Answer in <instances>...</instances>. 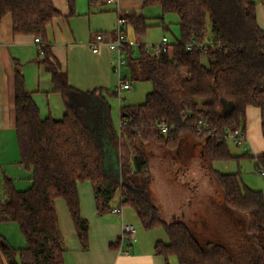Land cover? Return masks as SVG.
I'll use <instances>...</instances> for the list:
<instances>
[{"label":"trees","instance_id":"16d2710c","mask_svg":"<svg viewBox=\"0 0 264 264\" xmlns=\"http://www.w3.org/2000/svg\"><path fill=\"white\" fill-rule=\"evenodd\" d=\"M67 1L73 11L75 0ZM144 4L159 6L163 15L176 14L180 39L166 52L139 46L136 80L151 82L153 89L141 105L121 104L117 125L110 99L119 93L71 87L52 55L48 29L59 16L52 1L0 0V23L11 15L14 34L40 39L43 63L66 109L61 121L42 120L16 68L15 129L20 164L32 170V186L18 191L10 179L5 182L0 223H17L27 245L14 249L0 238V264H5L3 258L7 264H65L57 199L66 201L87 250L89 224L81 215L78 190L83 183L92 185L99 213L110 211L118 195L120 207L133 208L145 229L163 227L169 242H158L156 249L167 263L175 258L177 264H264V192L247 186L241 172L212 169L214 162L249 156H234L226 139L227 133L238 130L245 136L248 107L261 110L264 131V31L257 23L256 4L251 0H144ZM123 19L138 36L149 28L148 19L135 12ZM225 101L233 105L229 113L221 111ZM200 119L205 122L202 133L196 130ZM159 125H166L169 132L164 134ZM159 153L168 165L198 162L209 170L218 200L195 208L190 219H162L153 201L150 172ZM255 168L264 170V157L257 159Z\"/></svg>","mask_w":264,"mask_h":264},{"label":"crops","instance_id":"0c3cea01","mask_svg":"<svg viewBox=\"0 0 264 264\" xmlns=\"http://www.w3.org/2000/svg\"><path fill=\"white\" fill-rule=\"evenodd\" d=\"M51 1L59 16L53 19L48 29L47 42L52 55L67 76L69 85L79 91L105 89L115 92L121 82L130 85V89L122 90L121 93L131 90L130 82L122 77L124 65L120 74L114 70L115 56L108 45H101L98 52H94L91 48L98 34L104 35L106 41L114 39L118 23L126 13L135 12L146 17L149 25L147 32L138 36L133 25L123 19L122 29L128 49L125 54L127 58L129 57L125 66H131L133 75H137L136 60L139 56L132 58L131 54H134L135 48H139L140 45L149 49L156 47L152 38L157 29L163 30V38L168 39L169 45L174 42L167 37L170 28L175 32L177 38L175 43L180 39L178 21L175 25L167 26L165 19L167 15L162 14L158 17L157 6L146 7L144 0H95L94 2L75 0L73 11L67 0ZM251 1L256 4L257 23L264 31V0ZM157 18L160 20H155ZM41 47L42 43L37 45L33 36L14 34L11 15L2 19L0 23V195L3 199L7 197L5 187L7 179L12 181L18 191L28 190L32 186V170L20 164L15 129L16 68L22 74L26 90L39 109L42 120L61 121L66 114L63 97L55 90L52 73L43 63ZM111 101L112 99L110 103L114 115V101ZM232 106V103L225 101L221 111L229 113ZM114 120L119 125V116ZM186 140L188 141V137ZM238 147H243L244 154L249 155L239 161L252 162L253 171L257 176L260 175V170L255 168L257 159L264 157V131L262 112L259 108L253 106L247 108L245 142ZM244 154L234 156L241 157ZM160 155L161 153L157 154L153 159L150 172L153 177V201L160 209L162 219L172 221L178 218L190 219L195 208H203L204 202H207L206 207H210L211 201L218 200L217 189L214 180L209 176V170L200 166L192 168V164L184 166L182 161L176 166L173 163L168 165L167 162L162 161ZM189 176L205 177L206 189L202 187L203 179L197 181V178H194L197 185L192 182L193 179H189ZM256 178L251 176L242 179L251 189L264 192V184L258 183ZM159 182L164 187L162 194L156 187ZM78 190L81 215L89 224V248L84 250L81 245L66 201L57 199L55 207L63 236L65 264H174L171 259L167 263L156 249L158 242L165 244L169 242L163 227L145 229L135 210L129 206L120 207V202L113 201L110 211L99 213L92 185L79 184ZM114 209H120L121 212L114 213ZM187 209H190L191 213L189 211L187 213ZM126 225L133 226L136 230L135 236L129 240L124 239L123 228ZM159 228H163L164 232L159 231ZM0 238L14 249H23L27 245L19 225L15 222L0 223ZM3 261L7 264L4 258Z\"/></svg>","mask_w":264,"mask_h":264},{"label":"rangeland","instance_id":"374dc122","mask_svg":"<svg viewBox=\"0 0 264 264\" xmlns=\"http://www.w3.org/2000/svg\"><path fill=\"white\" fill-rule=\"evenodd\" d=\"M156 9H158L159 13H158V17L159 16H162V11H161V8L159 6L156 7ZM156 18V17H155ZM166 19V25L167 26H171V25H175L177 24V15L176 14H167V16L165 17ZM176 20V21H172V20ZM155 20H160V18H157ZM174 31H172V29L170 28V30L167 32V37H169L170 41H174L173 43H175L177 41V38H175V35H174ZM163 30L162 29H157L154 34H153V41H154V44L156 45V47H158L161 43H162V38H163ZM171 43V44H173ZM132 55V58H137L138 56H140V53H139V48L136 47L135 48V53L134 54H131ZM129 58V57H128ZM127 58V55L125 54V63L128 62ZM132 61H130L131 63ZM125 63L123 64L124 65V68L122 70V77L123 78H126L130 84H131V90L128 91V92H123V93H120L118 94L115 98L112 99V101H114V119H118V116H119V108H120V105H129V106H138V105H141L143 104L145 101H146V97L147 95L152 91L153 89V85L151 82H148V81H141V80H136V76L137 75H133L132 73V69H131V66L129 67L128 66H125ZM123 67V66H122ZM111 101V102H112ZM121 102V103H120ZM111 104V103H110ZM239 145H236V144H233V142L229 143V150L230 152L233 154V155H241V154H244V148L243 147H238ZM153 162V161H152ZM193 167L192 168H199V163L198 162H195L194 164H192ZM212 169L213 170H216V171H219L221 173H235V172H241V177L242 178H246L248 179L249 177L251 176H256L257 178V181L258 183L262 182L264 184V176H262L260 174V171H259V174L260 175H256V172L253 171V163L250 162V161H247V160H230V161H227V162H214L212 164ZM251 174V175H249ZM194 178H197V181H201V179H203V182H202V187L204 189H206V186H207V182H206V178L205 177H202V176H189V179H193L192 182L193 183H196ZM191 182V184L194 186V184ZM197 184V183H196ZM201 185V183H199ZM198 185V184H197ZM153 186V184H152ZM156 187L160 189L161 191V194L163 193V184H161L160 182L156 184ZM115 202H120V197L117 195L115 197ZM194 203V202H193ZM192 203V204H193ZM191 204V205H192ZM190 205V206H191ZM160 211V209H159ZM188 211L191 213V210L190 209H187V213ZM209 211H210V215L214 216L215 215V212H214V209H210L209 208ZM179 220H181L180 218H178ZM183 219V218H182ZM169 222H171L172 220H168V219H165ZM160 230L159 231H163L164 232V229L163 228H159ZM172 260V263L176 264V259L175 258H171Z\"/></svg>","mask_w":264,"mask_h":264},{"label":"built area","instance_id":"2783aa9c","mask_svg":"<svg viewBox=\"0 0 264 264\" xmlns=\"http://www.w3.org/2000/svg\"><path fill=\"white\" fill-rule=\"evenodd\" d=\"M122 23H123V19H121L118 23L117 26V30H116V35L115 38L110 40V41H106L105 36L102 34H98L95 36L93 43L91 45V48L94 52H98L99 51V47L103 44L108 45L109 49L113 52L115 58H114V62H115V67L114 70L120 74L121 72V68L123 66V64L125 63L124 59H125V51L124 48L127 45V41L122 29ZM35 43L37 45L41 44L40 39L35 38ZM168 39L167 38H163L162 43L158 46L155 47L157 48V50L159 52H166L168 49ZM40 53L42 54V49L40 48ZM130 89V85L126 84V83H122L119 85L117 92L120 94L122 90H128ZM161 131L166 134L169 132V128L166 125H159ZM205 129V122L203 119H200L198 121V124L196 126V130L199 133H202ZM226 139L227 141H232L233 143H235L236 145H243V143L245 142V136L241 131H235V132H229L226 134ZM260 174L262 176H264V170H260ZM114 213H120V209H114L113 210ZM123 232H124V239L125 240H129L131 237L135 236L136 230L133 226L130 225H126L123 228Z\"/></svg>","mask_w":264,"mask_h":264}]
</instances>
